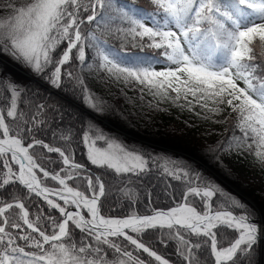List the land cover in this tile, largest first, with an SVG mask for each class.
<instances>
[{
	"label": "snow or ice",
	"instance_id": "snow-or-ice-1",
	"mask_svg": "<svg viewBox=\"0 0 264 264\" xmlns=\"http://www.w3.org/2000/svg\"><path fill=\"white\" fill-rule=\"evenodd\" d=\"M149 2L155 11L137 8L134 0H0V9L8 13L0 16V57H10L59 88L65 64L75 60L81 69L92 67L85 63L87 46L98 59V69L125 83H138L161 100L189 109L195 101L212 114H220L226 105L237 114L241 135H233L220 151L235 148L251 153L255 145L254 165L264 166V60L255 63L253 55L255 41L264 49V0ZM113 19L128 26L113 30L109 26ZM85 24L91 27L82 32ZM113 31L119 34L121 48L128 44L162 51L144 55L112 47L104 36ZM63 75L73 77L67 69ZM75 79L83 92V80L78 74ZM0 88L7 93L0 101V264H153L134 255L140 252L158 264H170L142 239L148 230L165 228L169 231L160 235L177 241L182 264H254L259 226L247 211L230 210L222 194L214 206L212 198L218 189L210 183L201 188L198 177L189 180L181 195L183 202L167 210L155 209L149 202L143 206L144 214H138L133 206L135 193L125 189L131 201L125 214H102L105 184L100 176L84 174L75 161L71 129L62 130L59 137L55 130L51 134L53 141L69 142L64 149L37 138V132H44L39 126L42 121L35 115L22 119L23 112L18 116L25 90L8 76L0 77ZM181 99L187 105L178 104ZM82 101L96 110L90 95L82 96ZM42 109L43 105L37 106L38 111ZM89 131L82 133L81 143L92 165L113 170V175L149 170L150 155L129 150L102 132L89 135ZM97 141H106V147H97ZM37 146L45 150L43 162L30 152ZM52 153L58 154L55 160L48 155ZM45 163L58 167L51 170ZM187 176L188 171L179 170L176 178ZM46 180L58 187L48 186ZM33 195L49 209L47 216L37 203L30 218L22 198L30 200ZM189 195L199 198L202 211L188 206ZM233 206L245 207L235 201ZM13 208L18 212L11 213ZM70 225L80 230L79 240L72 238ZM218 226L235 234L219 248ZM193 235L203 239L193 241Z\"/></svg>",
	"mask_w": 264,
	"mask_h": 264
},
{
	"label": "trees",
	"instance_id": "trees-1",
	"mask_svg": "<svg viewBox=\"0 0 264 264\" xmlns=\"http://www.w3.org/2000/svg\"><path fill=\"white\" fill-rule=\"evenodd\" d=\"M120 3L125 0H119ZM132 2V0H127ZM137 8L146 9L149 12L155 11L154 6L149 0H134ZM7 11L0 9V16H7ZM86 15V14H85ZM115 16V14H113ZM95 22H93L94 24ZM109 26L115 30L117 27L126 28V23L113 19L109 22ZM91 26L85 24L82 26L81 31L84 32ZM99 33V30H97ZM119 34L108 33L105 34L104 39L112 47L121 49L129 53H142L144 55H159L162 50L153 48H139L131 47L125 44L121 48V39L118 38ZM63 45H61L62 47ZM75 52V50H73ZM253 55L256 56L255 63H260L264 60V49L259 47L258 41L254 42ZM15 66L25 69L19 63L13 61L10 57H6ZM85 63H91L92 67L81 69L78 66V61L72 60L61 68V85L56 91H49L48 87L51 85L47 78H41L33 74L30 70V75L26 76L12 69L2 59H0V77H11L18 85L22 86L25 90L23 96L18 102V116L23 112L22 119H31L34 115L40 123V127L44 132H37L36 136L45 142L54 143V146L67 147L69 142L61 139L52 140L51 134L55 130L57 137L61 135L62 130L71 129V152L77 163L83 166V173L92 176H100L105 184V196L101 198V212L106 213L112 217H119L125 214V210L129 208L131 201L125 196V189H131L135 193L134 208L138 214L143 213V206L151 203L155 209H168L177 203H181V195L188 188L189 180L198 177L201 188L205 183H210L218 189L219 194L212 198V203L215 206L217 200L221 199V194L224 199L228 200V207L235 213H242L247 211L250 214V219L259 217L258 211L261 213V219L264 222V194L256 190L251 183L245 182L244 179L235 173L229 166H227L220 158V149L229 141L233 135L240 136L237 130L236 121L228 117L225 121V131L218 139L214 146H200L195 144L184 145V139L174 137L171 132L165 127L161 126L155 119L151 118L147 113L148 105L147 98H140L134 92H126L120 85H108L104 79V70L98 69V59L94 57V52L91 48L85 47ZM67 69L73 73L72 78L64 77L63 73ZM51 69H49L50 71ZM79 75L83 80L85 90L81 91V86L75 79ZM90 95L93 103L96 105V110L88 106L82 101V96ZM170 96H175V93L169 92ZM7 98V93L0 88V101ZM167 102H172L170 99ZM74 104H77L75 106ZM179 104V102H178ZM43 105V109L38 111L37 106ZM92 114L97 115L101 119H106L114 127H118L125 133L141 139L144 142H137L136 139H128L125 135H121L111 126L106 125L101 120L95 119ZM6 122H9L6 118ZM30 126V125H29ZM91 127V131L89 128ZM11 130V129H10ZM89 131V135L93 132H102L105 137L115 138L118 143H122L129 150L145 153L152 157L149 164V170L146 173L139 175L123 174L113 175V170L101 168L92 165L86 157V146L81 143L82 133ZM131 141L125 144L124 141ZM150 142L162 146L164 149L153 147L154 145L146 143ZM29 141L25 139L23 143L27 144ZM134 144V145H131ZM105 146L106 141H97L96 146ZM172 149V150H169ZM211 149V150H210ZM179 150L181 153H178ZM236 153L247 157L250 155L247 151H238L232 149ZM255 145H253L251 153H255ZM45 150L40 149L38 146L30 150L42 162L44 157L42 153ZM176 151V152H175ZM55 160L58 154H48ZM203 165L207 166L204 168ZM45 167H50L51 170H56L58 165L45 163ZM167 169V172L162 169ZM179 170H186L189 176L183 179H178ZM214 173H213V172ZM215 175L225 180L228 184L240 192L241 195L248 197L256 207L252 206L243 196L233 192L226 185L217 183L219 180ZM126 177H130L126 178ZM219 182V181H218ZM48 186L56 187L57 184L50 180H46ZM215 183L217 185H215ZM76 186L74 182H70ZM78 187L80 190L84 189V183L80 182ZM188 204L202 211L201 204L198 202V197L189 195L187 197ZM233 201L244 205V208L233 206ZM26 208L30 211V218L32 210L36 208L39 203L44 209V214L47 216L49 209L43 204L39 198L34 195L31 199H23ZM53 214L58 217V213L52 210ZM11 213H17L18 210L13 208ZM254 213V215H252ZM19 231V230H15ZM69 231L74 240H79L81 235L79 229H73L70 225ZM161 231L167 233L168 229H155L148 230L142 235L143 242L150 249L157 252L163 258L168 259L170 264H182L181 258L177 254V241L170 238L168 235H160ZM183 232L184 230H180ZM217 232L218 248L226 246L234 233L229 232L226 226H218L215 229ZM67 239V238H65ZM193 241L203 239L202 237H191ZM163 241V243H161ZM18 243H23L18 241ZM125 244L127 242H124ZM35 251V249H26ZM204 249L202 248L201 251ZM109 252L111 250H108ZM139 255L142 259L152 260L153 264H158L153 258H148L147 254L142 252L134 253ZM254 264H264V242H257L254 246ZM211 258H209L210 260ZM207 264V262H206Z\"/></svg>",
	"mask_w": 264,
	"mask_h": 264
},
{
	"label": "rangeland",
	"instance_id": "rangeland-1",
	"mask_svg": "<svg viewBox=\"0 0 264 264\" xmlns=\"http://www.w3.org/2000/svg\"><path fill=\"white\" fill-rule=\"evenodd\" d=\"M6 57L7 56L0 58H2L3 61L12 69L17 70L23 75H30L31 72L29 69H21L15 66L8 59H6ZM104 79L108 85H111V83L114 85H120L126 92H134L135 94H138L140 98L146 97L148 105L147 113L150 117L155 119V121H157L161 126L170 131L172 136L183 138L184 145L195 144L200 146H214L225 131V121L228 117L233 118L238 124L237 114L232 112V110L226 105L221 106L223 111L220 114H212L207 112L206 109H202L199 104L195 103V101H193V106L189 109L187 106L180 107L172 102L161 100L160 97H154L147 88H144V86L139 85L138 83H125L123 80H117L107 72H104ZM142 88L143 91H141ZM189 100H192V97H189ZM179 104L187 105V101L181 99ZM74 105L78 107L77 104ZM211 106L212 105L210 104L209 107ZM92 116L94 117L95 114H92ZM102 120L103 123L109 125L105 122L106 119ZM110 126L121 135H125L128 139H136V137L125 133L118 127H114L111 124L109 127ZM136 141L144 142L139 139H136ZM130 142L131 141L129 140L124 141L125 144H129ZM152 145L158 149L161 148L165 150V148L160 145ZM176 151L178 152L179 150ZM220 158L227 166L237 173L240 178L244 179L247 183H251L256 190L264 194V166L254 165V153H250L249 156L244 157L243 155L236 153L234 150L227 152L222 151L220 153ZM203 167L207 168V166L204 165ZM217 178L221 179L220 177ZM221 180H218L219 182L217 181V183L225 185L224 181ZM215 185L217 184L215 183ZM227 185L229 189L232 188L231 190L233 192L241 195L234 187L229 184ZM241 196L248 199L251 204H253L248 197H245L244 195Z\"/></svg>",
	"mask_w": 264,
	"mask_h": 264
},
{
	"label": "water",
	"instance_id": "water-1",
	"mask_svg": "<svg viewBox=\"0 0 264 264\" xmlns=\"http://www.w3.org/2000/svg\"><path fill=\"white\" fill-rule=\"evenodd\" d=\"M54 88H56V87H53V86L50 87V89H54ZM164 210H167V209H164ZM253 221H255L256 224L259 226V230L261 228L264 229V225H261L258 219H254ZM258 233H259V231H258ZM258 235H259V240L258 241L264 240V233L262 234V232L260 231V233Z\"/></svg>",
	"mask_w": 264,
	"mask_h": 264
},
{
	"label": "bare ground",
	"instance_id": "bare-ground-1",
	"mask_svg": "<svg viewBox=\"0 0 264 264\" xmlns=\"http://www.w3.org/2000/svg\"><path fill=\"white\" fill-rule=\"evenodd\" d=\"M139 140H141V139H139ZM145 142L148 143V144H151V145L153 144V143H150V142H147V141H145ZM178 153H181V152L178 151ZM204 166H205V165H204ZM221 179H222V178H221ZM222 180H223V179H222ZM223 181H225V180H223ZM225 182H226V181H225ZM226 183H227V182H226ZM248 202H249V201H248ZM249 203H250V202H249ZM250 204H251V203H250ZM253 204H254V203H253ZM253 204H251V205L254 206V207H256V205H253ZM256 208H257V207H256ZM257 209H258V208H257ZM258 213H259V217L256 218V219L259 220V222H260L261 225H264V222H263V220L261 219V216H260L261 213H260L259 211H258ZM260 231L262 232V234L264 233V229L261 228V229L259 230V233H260ZM259 233H258V234H259ZM261 242H264V240H262Z\"/></svg>",
	"mask_w": 264,
	"mask_h": 264
}]
</instances>
